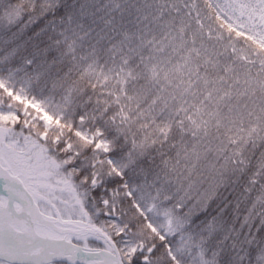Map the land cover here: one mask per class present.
Wrapping results in <instances>:
<instances>
[{"label":"snow or ice","instance_id":"obj_1","mask_svg":"<svg viewBox=\"0 0 264 264\" xmlns=\"http://www.w3.org/2000/svg\"><path fill=\"white\" fill-rule=\"evenodd\" d=\"M0 264H264V0H0Z\"/></svg>","mask_w":264,"mask_h":264}]
</instances>
